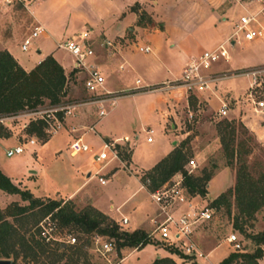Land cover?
I'll list each match as a JSON object with an SVG mask.
<instances>
[{
  "label": "crops",
  "instance_id": "obj_1",
  "mask_svg": "<svg viewBox=\"0 0 264 264\" xmlns=\"http://www.w3.org/2000/svg\"><path fill=\"white\" fill-rule=\"evenodd\" d=\"M50 1L37 0L28 8L30 16L44 29V33L38 36L41 37L40 42L35 45L36 48L38 47L36 50L37 55L35 56L30 48L22 52L20 44L23 37L17 36L13 31L0 39V51L7 52L24 72L32 70L46 57H51L61 67L63 75L66 78L64 100L68 99L70 95L68 87L77 88V90L80 88V92L84 95L86 94L81 85L83 75L72 71L71 60H66L69 56L55 47L56 43L59 42L55 33L60 34L61 31L59 33L55 32L56 30L53 28V25L55 19L61 13L67 17V20L70 18L76 24V32L77 30H82L83 26H87L85 31L88 34L89 46L93 51V56L89 59L88 63L94 65L100 72L106 91L121 92L120 94L123 95V92L129 89L126 87L123 74H129L128 72L133 74L131 78L132 86L135 85V81H138V85L142 82L147 86H156L170 80H175L179 77L190 57H197L203 51L214 50L219 45L226 46L227 41L231 42L235 37L232 33L236 20L246 14L253 15L261 8V4L256 1L190 0V2L184 4L186 6L177 4L167 7L169 13L182 12L195 16L191 19L190 24L174 23L173 25L172 23L162 22V13H164L162 0H150L148 4L138 0L140 10L149 14L151 19L154 16V19L157 20L155 22L157 25L153 27L151 24L143 25L137 23L136 14L132 10V6L136 0H118L117 3L116 0H104L111 7V10H113L110 12L109 17L103 19L105 22L101 21L99 27L95 24L96 29L92 31L93 28L90 26V22L81 19L76 14H73L75 12L72 13L70 11L71 4L69 0H60L58 6L52 9L49 8V5H51ZM71 25H73L72 22ZM251 42L256 41L247 43ZM261 43L264 45V42ZM140 47L148 48L149 52L146 54L138 52L137 50ZM253 47H257V43H254ZM131 49L136 50L140 54L149 55L138 69L133 65L129 57ZM38 50L42 52L40 55ZM32 57L34 58L32 59ZM233 68L240 69L242 67L234 66ZM122 70H125L123 74L117 72ZM184 96L181 90L161 91L152 89V91L148 90L147 92L135 90L124 96L130 99L127 102L128 106L117 104L118 98L107 114L99 120L96 119V110L93 105L86 104L85 101L66 102V104H74L76 107L71 111L70 115L61 118L62 120L59 122L58 128H56L47 139L48 141L43 145L50 144L54 150L53 156H56V158L61 155L62 148L67 152L68 159L63 158L60 160L63 164L56 167L57 169L55 168L56 177L57 173L64 174L66 180L60 181L53 189L47 188L46 193L43 190L41 194L34 195L27 191L35 198L71 202L78 209L90 207L116 224L124 218L126 220L125 225L128 226V229H124V231L130 233L138 230L150 236L153 230L151 220L155 218L156 209L150 202L149 191L146 190L141 182V178L178 145V137L176 136V131H178V127L176 128L177 115H180L179 109L184 110L187 107ZM127 112L133 114L134 117L136 116L134 123L125 117V113ZM154 112H157L158 115V121L155 122L157 124L154 126L160 127L163 134L159 137V140L151 139L150 143H146V141L142 143L147 153L139 159L135 152L137 151L136 144L132 148L129 147L128 143L130 138L134 137L135 134L144 133L146 139L148 137L146 131H150V136H152V130H145L143 132V128L146 124L152 122ZM189 113L186 110L185 116L187 117ZM21 114L23 113L21 112L13 116V118L25 116ZM118 116L121 117L119 122L116 121ZM169 120L172 121V124ZM240 121L256 137V140L260 141L258 140L260 139L258 138V134H260L258 133V128H255L253 123L247 121L244 123L242 119ZM166 125L174 133L175 140L172 143L170 140L164 139L163 135L167 131ZM60 127L63 129L64 135L61 134L57 142V139L53 137ZM62 137L66 143L64 147L59 149ZM76 139L85 144L89 148L90 153L70 156L67 147ZM124 139L127 142H124ZM93 140L98 142V146L95 147L93 145ZM5 141L0 140V144ZM110 141H115L116 146L124 151L128 147L127 158L125 160L118 158L108 162L103 167L104 171L102 175L95 176L98 173L100 165L94 163L92 158L100 151L102 142ZM0 172L9 178L13 185L26 190L22 178L18 181H13L7 171L0 168ZM32 174L35 175L32 178H37L35 172ZM98 176L104 180L103 184L98 183ZM92 181H95V183ZM92 183L95 186L101 187L99 195L91 193L90 185ZM208 184L206 186L205 197H207ZM228 187L230 185H227L218 195ZM37 188L39 187L37 186ZM123 191L124 196L116 204V208H113L110 203H107L109 201L105 202L102 198L103 196H111V194L114 197L122 196L121 192ZM114 194H118V196ZM218 195L214 196L210 201ZM16 198H14V201ZM196 198L194 197L193 201ZM152 247L154 252L160 249ZM220 247L222 246L219 245L212 248L205 254L203 259L207 261L208 256L212 253L215 254ZM141 251H125L117 264H125L134 255H140ZM226 256L227 252L224 248L222 254H218L215 257L216 261L213 264H218ZM165 257L170 258L168 255L152 256L150 254H143L141 259L129 264H150L156 258ZM257 263L264 264V257Z\"/></svg>",
  "mask_w": 264,
  "mask_h": 264
},
{
  "label": "rangeland",
  "instance_id": "obj_2",
  "mask_svg": "<svg viewBox=\"0 0 264 264\" xmlns=\"http://www.w3.org/2000/svg\"><path fill=\"white\" fill-rule=\"evenodd\" d=\"M149 1L150 0H141V2L145 4H148ZM243 1L251 2L256 0ZM50 2L51 5H49V8L52 9L58 6L60 0H51ZM117 2L118 0H116V3ZM186 2H190V0H162V9L164 11V13H162V22L172 23L173 25L174 23L190 24L191 19L195 17L194 15L190 13L185 14L182 12L169 13V11H167V7L177 4L181 6L186 4ZM69 3L71 4L70 11L72 13L75 12L73 14H76L81 19L90 22L89 24H91L90 26L93 28L92 31L96 29L94 25L96 24L99 27L101 25V21H103L104 18L109 17L110 12L113 10H111V7L108 6L104 0H69ZM140 9L141 8L139 6V1L136 0L134 5L132 6V10L136 14V20L137 22H139V24H151L153 25V27L157 25V23H155L157 22V20L154 19V16H152L153 19H151L149 14ZM254 14H257V12ZM256 20L264 29V10L256 15ZM71 22L73 25H71ZM34 25V19L30 16L28 11L23 9L21 6L13 5L12 7L5 8L0 3V39L4 38L12 31L16 33L17 36L24 38L30 33ZM75 26L76 24L70 18H68L67 20V17L63 16V13H61L60 16L55 19L53 25V28H55L56 30L55 32L59 33L61 31L60 34L55 33L58 41L60 42L66 39L74 38L75 36L85 32V30L87 29V26H83L82 30H77L76 32L75 29L77 28V26ZM90 26L89 28L91 29ZM65 28L66 30L64 31ZM40 40L41 37H38L31 42L30 50L35 56L37 55L36 50L38 48H36L35 45L36 43L40 42ZM254 41L256 42L247 43V41L243 40L241 34L235 35L233 40H231L233 44L227 41V45L223 47V50L227 55L226 61L218 60L215 63L211 64L207 70L199 71V75L201 77L225 76V78L221 77L220 79H218L214 84L210 86L209 91L194 92L195 95H190L192 99H189V102L194 103L192 106L188 105V95L184 94V92L181 90L185 95L184 97L186 99L187 109H179L180 115H177L178 121L176 128L178 127V131H176V136L178 137V144H180V142L185 138H188V144L186 147L187 160L192 159L196 164V167L192 172V176H200L202 170H204L205 173L211 174V181L209 180L210 183H207V197H197L195 201L192 200V202H194V204H196L198 207H202L204 205L210 207V202L212 201H210V199L218 195L227 185H230V187L225 189L224 192L228 189L232 190L235 184V173L241 167L240 163H243L245 173L254 182H257L258 186L264 187V179H262V177L264 176V117L255 115L251 110V106L246 95L248 78H245L243 76L233 77L234 74L238 73L241 70L264 67V45L261 43L264 41L259 39H255ZM254 43H257V47H253ZM38 51L40 55L42 52L41 50ZM137 51L131 49V51H129V57L131 58L133 65L138 69L139 66L145 62V58L149 55H143L138 53L139 51ZM33 58L34 57H32V59ZM66 60L70 61L71 59L70 57H68ZM234 66H239L242 68L234 69ZM117 72L123 74L125 70ZM126 72H128V70H126ZM128 73L129 74H123V76L125 78L126 87H128L129 89L125 90V92H123V95L118 94L120 97L117 104L127 105V102H129L130 99L124 97L125 94L134 92L135 90H141L144 92H147L148 90L152 91V89L160 86H147L142 82H140V85L138 86L136 84L132 86L131 78L133 77V74L130 72ZM172 81L174 80H170L167 82L169 83ZM68 89L70 92L69 98L65 100L62 99L61 103L65 104L67 101L75 102L87 100V96L80 92V88L79 90H77V88L73 89L72 87H68ZM220 102L228 104L227 114L223 119H218L215 115L217 109L220 106ZM51 108L52 107L47 104V101H44L43 105L38 107L34 111H37V113H44L51 110ZM186 110L190 112L187 117L185 116ZM31 112L32 111L22 112L23 114L21 115H26ZM57 115L58 114H56L54 117L59 122H61L62 119L59 120ZM62 117L63 116H61V118ZM125 117H127V119H129L132 123L136 121V116L134 117V115L129 112L125 113ZM241 119L244 120V123L246 121L249 123H253L255 125V128H258V133H260L258 134V138H260L258 140L260 141H257L256 137L246 127H244L243 123L240 121ZM120 120L121 117L118 116L116 121L119 122ZM222 120L231 122V124L235 128L233 136L234 147L236 143H244V148L247 152L240 157L241 160L239 159V161H236V158L233 157L229 164L227 163L226 158L223 155L222 148L216 134V127L218 126V122ZM31 121H33L31 117L24 116L22 118L9 120L6 124L9 138L6 139L5 142L0 144V168L4 171H7L9 173L8 175H10L13 181H18L22 178L25 189L30 193H33L34 195H38L41 194V191L44 190V192L46 193L47 188L53 189L54 186H57L60 181L66 180L64 174L57 173L56 177V167L63 164L60 162V160H62L63 158L68 159V154L64 150V148H62L66 143L63 137L61 138L59 148H62L61 155L56 158V156H53L54 150L52 146H50V144L43 146L44 143H46L48 140L41 144V140L35 138L34 136L26 135V127ZM157 121L158 115L157 112H154L152 115V122H149L143 128V132H145V130H152L153 134L151 136V139L153 140H159V137H161L163 134V132H161L160 130V127L154 126L157 124L155 123ZM169 122L172 124L171 120H169ZM54 124V121L51 120H48V124H45L46 126L43 131L46 134V139H48L52 135L53 130H56ZM239 124L244 127L246 132H244L242 128L238 126ZM166 130V133H164L163 135L164 139L170 140L171 143L174 142V133L168 125H166ZM61 134L64 135L63 129L60 127L59 131L53 138L57 139L58 142V137ZM145 137L146 136L144 133L135 134L134 137L132 136V138H130L128 143L129 147L132 148L136 144L137 151L135 152L137 158L139 157V159L144 157V155L147 153L145 147L142 145V143L145 141ZM30 140L33 141L34 145H28V142ZM93 145H95V147L98 146V142L93 140ZM15 146L22 147V153L19 155H14L10 158H6L5 151ZM128 151L129 149L127 147V150H125V155H128ZM212 165L214 166V168H211ZM103 171L104 168L99 171L97 175H102ZM33 172L37 174V178H32L35 177V175L32 174ZM92 182L95 183V181ZM93 183L90 185L91 193L94 195H99L101 187L95 186ZM37 186L39 188H37ZM19 189L22 188L19 187ZM114 195L118 196V194ZM121 195L122 196L114 197L111 194V196H103L102 198L105 202L109 201L107 203H110L113 208H116V204L119 203L124 196V191L121 192ZM14 198H16V196L7 195L0 192V210H3L6 206L12 204L13 202H15L19 206L27 205V203H22L19 200V197L16 198L15 201ZM42 200L45 201L49 199L42 198ZM230 204L231 206L229 209V214L223 208H220L219 210L213 209V214L210 221L199 226L195 230L193 241L199 249L202 258L196 259L194 257H187V259L189 258L188 260L179 259L177 256L170 255L166 251L170 248L164 247L163 244L159 243L153 244L152 241L150 244H147L139 249L142 250L140 255H134L133 257L128 259V262H126L125 264L134 263L136 260L141 259V257H143V254H150L152 256L168 255L170 256V258H172L175 264H213L216 261L215 257L218 254H222L224 248L226 249L227 255L233 252L231 246L228 245L225 241L226 236H228L229 234H233L235 236V239L240 245L241 251H243L244 253L252 252L255 248L254 243L246 238L245 235L252 236L264 231V206L254 214L252 219H245L244 217H241V219L237 220V226H239L243 231L242 233H240L233 229V218L236 215V211L232 199H230ZM73 207L77 212L82 210L75 208V205H73ZM22 218L32 219H29L27 221L28 224L25 226L23 225L19 229V232H25L27 236L28 234L34 233L35 228L39 227L40 230L41 227L44 228L51 237L49 244V248L51 250H54L56 248L55 244L58 243H62L65 246H68L66 244L68 238L75 239V243L73 245H70L72 246V248H66L62 255L63 257L57 264H65L67 257L72 253L73 250H77L78 248L79 252H77L72 259V261L76 262L77 264H117L121 255L125 253L124 250L116 253L113 250L112 246L111 252L102 257L96 251L97 246L95 245L94 239L92 237L90 238L88 236H85L74 227L62 228L56 223L49 222L48 224V221L46 219L48 217L42 220L38 219L40 218L38 211H33L32 213ZM7 220L9 222H12L11 219ZM35 221L39 222L37 223L36 227H33L32 225ZM123 229L127 230L128 226L123 225ZM219 245L222 247H220V249H218L215 254H210L207 261L203 259L208 251ZM152 246L160 249L154 252ZM260 248L262 250V257H264V242L262 245H260ZM261 259L258 261H261ZM8 260L12 261L11 258H9ZM17 264L19 263L17 262ZM67 264L70 263L68 262Z\"/></svg>",
  "mask_w": 264,
  "mask_h": 264
},
{
  "label": "trees",
  "instance_id": "obj_3",
  "mask_svg": "<svg viewBox=\"0 0 264 264\" xmlns=\"http://www.w3.org/2000/svg\"><path fill=\"white\" fill-rule=\"evenodd\" d=\"M137 23L139 24V22ZM65 83L66 78L61 67L49 56L29 72H24L7 52L0 51V118L13 117L26 111L34 112L43 105L44 101H47V104L52 108L64 104L61 103V100L65 95ZM189 99L192 98L189 96L188 105L192 106L194 103H190ZM57 116L61 120V114ZM6 126L0 124V140L9 138ZM45 126L42 120L31 121L26 127L25 134L34 136L41 140V143H44L47 141L46 134L43 131ZM238 126L246 132L241 124ZM234 132L235 128L231 122L226 120L218 122L216 134L228 164L233 157L236 158V161H239L240 157L247 153L244 143H236L234 147ZM187 144L188 138H185L170 154L142 176L141 182L146 190L152 192L172 176L180 175L184 192L188 197L203 198L206 195L205 186L211 179V174L205 173L204 170L201 171L200 176H192V173L187 174L185 170ZM115 149L120 159L125 160L127 158L124 150L118 146ZM240 165V169L235 173V184L232 190L228 189L218 195L210 202V207H208L212 210L223 208L229 214L230 199H232L236 211L233 218V229L242 233L243 231L237 226L236 222L241 217L252 219L254 214L264 206V187L258 186V183L254 182L245 173L243 163H240ZM211 168H214V166L212 165ZM262 179H264V176ZM0 192L7 195H16L22 203H27L25 206H19L13 202L0 210V260L11 258L12 261L9 260L10 264H17V262L19 264H57L63 257L66 248H72L70 245L65 246L58 243L55 244L56 248L51 250L49 248L50 241H44L39 227L34 229V233L27 236L25 232H19V229L23 225H27L29 219H32L22 217L33 211L39 212L40 218L38 219L40 220L48 217L46 218L48 224L49 222L56 223L62 228L74 227L85 236L93 239L98 237L101 240L109 241L116 253L121 250H124V252L139 250L152 242L144 232L137 230L128 233L115 222L90 207L77 212L71 202L44 201L35 198L27 190L19 189L13 185L9 178L1 172ZM7 219H11L12 222ZM38 222L35 221L32 226L36 227ZM245 237L254 243V250L250 253L232 252L218 264H258V260L262 257L260 245L264 242V231L252 236L245 235ZM166 251L179 259H189H187L188 256L182 255L173 248ZM77 252H79V248L72 251L65 264L68 262L77 264L72 261ZM150 264H175V262L171 258L165 257L156 258Z\"/></svg>",
  "mask_w": 264,
  "mask_h": 264
},
{
  "label": "built area",
  "instance_id": "obj_4",
  "mask_svg": "<svg viewBox=\"0 0 264 264\" xmlns=\"http://www.w3.org/2000/svg\"><path fill=\"white\" fill-rule=\"evenodd\" d=\"M1 5L5 8L12 7L13 5L21 6L28 11L36 0H0ZM261 4L259 14L264 10V0H256ZM29 13V12H28ZM240 16L233 25V36L241 34L243 40L250 42L255 39L264 41V29L258 25L256 15ZM35 22V21H34ZM44 33L43 27L35 22L30 33L25 36L20 44L22 52L27 51L31 47V42L38 36ZM57 50L66 53L71 58V70L77 74H82L81 81L82 89L87 96L86 104L95 107L96 119L103 118L108 110L114 105L115 101L120 97L115 92L106 91L104 88V80L97 70V68L88 63L89 59L93 56V51L89 46V38L87 32H83L74 38L66 39L57 42L55 45ZM139 52L144 54L148 53V48H138ZM227 55L223 50V46L219 45L216 49L210 51H203L197 57H190L185 64L180 76L172 81L166 82L153 90H182L184 94L195 95L194 92L209 91L210 86L214 84L221 77H201L200 70H207L211 64L218 60L226 61ZM248 78L246 95L251 106V110L255 115L264 117V67H257L253 69L241 70L234 74L233 77ZM138 85V81H135ZM76 107L74 104H60L51 110L44 113H37V111L26 114L25 116L31 117L34 120H42L48 124V120L54 121L55 129L59 126V121L54 117L56 114H61L65 117L70 115L71 111ZM228 104L220 102L215 115L218 119L226 117ZM55 114V115H54ZM35 117V118H34ZM190 118V116H189ZM13 117L0 118V124H7ZM53 130L52 132H54ZM150 131H146V143H150ZM127 142V140H123ZM28 145H33L30 140ZM115 141L102 142L100 151L93 156V162L100 165L98 172L103 169L105 164L112 160L118 159V154L115 149ZM70 156H76L81 153H90L89 148L80 142L79 139L73 140L67 147ZM22 147L15 146L5 151V157L10 158L14 155L22 153ZM196 164L192 159L187 160L185 170L187 174H191L195 169ZM97 176V174H95ZM99 184H103L102 177L97 178ZM150 202L155 206V218L151 220L153 230L148 238L154 244H163L169 248L177 250L184 256L194 257L196 259L202 258V255L193 241L195 230L210 221L213 210L208 206L198 207L192 202L193 198L188 197L182 186V177L180 175L172 176L167 182L161 185L158 189L148 193ZM126 220L122 218L117 224L123 229ZM41 227V226H40ZM41 237L45 242L50 241V236L47 231L41 227ZM225 241L231 246L233 252H240L241 248L235 236L229 234L226 236ZM74 238H68L67 245H73ZM94 243L97 246L96 251L104 257L111 252L112 244L109 241L101 240L98 237L94 238Z\"/></svg>",
  "mask_w": 264,
  "mask_h": 264
},
{
  "label": "water",
  "instance_id": "obj_5",
  "mask_svg": "<svg viewBox=\"0 0 264 264\" xmlns=\"http://www.w3.org/2000/svg\"><path fill=\"white\" fill-rule=\"evenodd\" d=\"M9 260H0V264H10Z\"/></svg>",
  "mask_w": 264,
  "mask_h": 264
}]
</instances>
